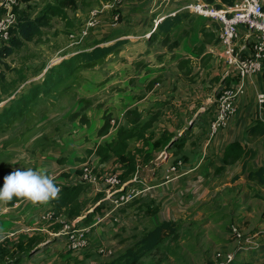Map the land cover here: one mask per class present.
<instances>
[{
  "label": "rangeland",
  "instance_id": "obj_1",
  "mask_svg": "<svg viewBox=\"0 0 264 264\" xmlns=\"http://www.w3.org/2000/svg\"><path fill=\"white\" fill-rule=\"evenodd\" d=\"M107 1L108 0H81L80 9L78 11H72L63 7L66 17H55L50 26L43 28L42 34L35 41L27 43L23 49L18 50L13 57L7 60L12 69L6 73L7 83H11L12 81H15V83L19 82L14 95L16 100L20 99L24 93L32 91L36 85H44L45 70L40 75L33 76L32 71L35 68L46 67V69H55L62 60L70 59L72 56L82 51L96 47L98 42L115 29H123L126 31V34L137 37L138 30L134 28L143 23L149 28V23L155 18L153 14L157 12L156 10L160 5V3L155 5L151 0L141 5L144 9L134 8L137 7V4L136 2L131 4L134 0H130L128 4L123 6V11L118 12L120 16L122 15L121 17L123 20L120 21L119 17L117 25L114 24L116 21L112 13H108L107 16L109 18L107 21L113 20L112 27L107 24L103 26L101 30L100 28L97 29L99 32L98 34L96 33V38L91 39L92 36H90L80 45L73 44V41L77 39L73 40L70 37L71 34H75L79 31L90 10L106 4ZM5 2L6 0H0V6ZM31 3L32 6L37 5L36 7L38 9L44 8L45 5L62 7L60 0H32ZM26 7L27 5L22 3L21 9ZM146 11L151 12L146 13ZM141 14L147 15L141 16ZM162 16L163 15H160L158 18ZM204 19L206 20L207 18ZM204 19L194 16L193 28L196 31L201 30L202 26L205 24ZM142 27H144V25H142ZM239 31L244 35L245 30L243 27H240ZM96 34L94 33L92 35L94 36ZM175 35H181L179 30L175 32ZM127 38H129L130 42L118 52L119 54L116 52L110 55L104 62L93 69L78 71L74 76L56 84L53 90L52 88H49V90H40L43 95L46 92L47 96L43 98L39 95L40 99L36 106L34 108L32 106L30 107L31 110L33 109V113L32 111L30 112V114H32H29L30 116L28 119L32 122L35 121L37 127L43 124V126H50L53 125L52 120L64 114L65 117L56 120L57 123L55 127L50 128V130L60 126L61 131H65V134L72 137L71 139L74 138L75 142L71 144L73 147H66V149L73 148V150L75 149L78 151L75 160L79 167L89 164L94 169L95 173L102 178L111 173L120 175L131 165L136 169L135 173L137 174V179L144 183V179L147 181L149 180L148 173L155 168L153 167L156 165L155 163L162 162L165 156L161 155L160 160H156L154 164L147 163L149 166L145 167V165H147L146 162L149 159H156L158 153H153L154 142L151 140V134L153 132H151L149 123L144 122L142 126V129L146 132L148 137L142 136L141 138H137L139 132H135L133 129V127H135L133 122L138 119L136 115H134L135 111H137L139 117H142L144 121L148 120L155 112H159L160 115L166 113V116L175 117L177 113L175 110L181 106L180 103H183L182 107H187L190 97L189 92L185 93L184 90L194 85L195 79L198 85L201 84V86H204L202 80H205L206 84L204 86L205 89L203 87V92L209 97L213 95L212 98H214L223 85L221 74L215 77V67H218L220 73L224 69V65L221 58V61L219 58L208 59V57H215V54L207 56L208 64L215 60L217 61L212 67L211 64L209 66L204 65L207 60L203 62L200 59L194 58L192 59L194 67L193 72L187 75L185 72L187 68L182 67V69L177 67V65L170 66V62L166 61V59L170 60L169 54H166L165 57L160 59L161 62L164 61L166 64L164 68L166 69L165 72L156 73L151 79H147L146 75H144L146 73L145 71L135 73L136 70H142L139 63L133 64L140 59L138 58L133 61L132 57L139 52L140 46L137 44L139 39H133V36H127ZM116 41L117 40H112L108 43L100 44L99 46H108ZM174 41L175 40L171 38L168 43H162L160 39H157V43H159L157 45L163 44L168 45L169 48H175L178 46L179 42L176 45ZM150 51L154 59L153 62L152 59L150 60L151 63L149 65L157 67L156 64L158 62L155 60V57L158 56L153 50V47ZM152 72H154V69H152ZM60 76L61 75H59V77ZM22 77H25L27 81L20 84V82H22ZM156 78L158 79L157 82H159L156 83L160 84L159 87H157L158 89L161 91L162 89L168 91L169 88L170 93L168 102H165L166 100L164 101L165 94L163 92L161 97H156L159 102L152 104L148 100L142 104V108H135L131 100L134 98L135 93H139L137 88L140 87V85H144L142 87L146 88L148 83H151V85L154 84L153 80ZM198 85L194 87V90L197 89ZM181 86H184V90L180 92ZM7 102L0 104V112L10 104V102ZM190 107H192V105L188 106V108ZM140 111H142L141 114ZM78 113L79 115L76 116ZM31 118L34 119L32 120ZM166 119H168V117L162 116L161 121L164 122ZM106 121L109 123V128L104 133H100ZM137 127L140 128L141 124L139 123ZM200 127L205 129V134L210 137L209 129L204 122H201ZM156 128H162V124L158 123ZM15 130H9L6 135L15 139L18 138L20 135L16 133ZM81 132L87 133L88 137L84 136ZM41 133L42 132H39V130L35 128L32 129L27 134V137L31 138L28 141H32L38 136H41ZM215 139L217 138L215 137ZM45 142L48 143V138H43L40 142H34L30 149H40L39 143L44 144ZM186 142L187 138L184 137L183 143L185 144ZM50 148L51 147H47L46 149L39 150L42 158L51 154V152L54 153L52 148ZM53 149H57V147ZM4 150L5 149H1V152L3 153ZM175 150L178 154L179 149ZM57 152L58 151H56V153ZM2 153H0V158L3 159L5 156ZM67 156H69V158H74L75 153L68 152ZM159 156L160 155H158V157ZM32 160L34 161V159ZM4 162L5 163L1 165L8 164V158H5ZM134 175L130 176L126 182L133 180ZM131 185L137 187L141 186L140 183H133ZM84 187L87 191L83 193L89 194L86 196L87 198L81 201L83 208H86L84 211L86 215V212L92 209L101 199H104L106 194L105 192H96L93 187L88 184ZM100 195L103 196L100 198ZM102 205H104V215L115 208V205L110 199L105 201ZM216 208L217 205L215 204V211ZM49 211L52 212L54 210L46 209L44 213ZM95 211L96 209L91 211L88 215L95 213ZM220 216H218V214L215 216V224L213 223L212 225L211 221L205 223H202L203 221L201 223L197 222V224L193 226L182 223L178 226L179 230L175 236L168 237L156 250L145 254L138 264H221L222 261L217 257V254L223 253L222 251H225V253L229 251L234 256L235 261L239 259L241 255H246L249 251H252L243 250L244 252L242 253V250H239V244L235 249L232 248L234 243L231 238L233 235L231 233V237L230 232L226 230L229 220H221ZM77 221L78 219L76 218L72 222L77 224ZM111 223H114L113 219L107 222V224ZM263 224L264 222L261 223L260 227L258 223L252 228L253 231L248 234H254L263 229ZM43 225L50 234L47 232L7 234V236L6 234H0V242L6 238L17 241L22 234L28 235L29 237L39 235L41 241L43 240L44 246L39 244L37 253L32 255L33 251H31V256L16 254L14 256L16 259L21 257L17 264H126V258L124 257L126 251L129 248H136V243L142 235V233L137 235L131 234L120 240L118 239V234L114 235L112 232L115 228L114 226L101 237V241L95 245V247L97 246L96 248L88 252L82 251L75 253L67 251L62 239L54 238L55 236L52 234L56 233V231L53 226L50 224ZM243 231L242 233L245 234L246 232L244 231V233ZM57 233H59V231ZM227 240H231V243H228ZM243 244L244 240L241 245ZM98 249H104V252L101 253ZM41 251V257L37 256L36 254Z\"/></svg>",
  "mask_w": 264,
  "mask_h": 264
},
{
  "label": "crops",
  "instance_id": "obj_2",
  "mask_svg": "<svg viewBox=\"0 0 264 264\" xmlns=\"http://www.w3.org/2000/svg\"><path fill=\"white\" fill-rule=\"evenodd\" d=\"M110 1L112 0H108L107 3ZM149 1L151 0H134L131 4L136 2L137 7L134 8L144 9L141 5ZM152 1L155 5H157V3H160V5L156 10L157 12L153 14L155 18L149 23V28H147L145 23L142 24L144 27L139 24L134 28L138 30L137 37L126 33V36L120 37V40H127L128 43L119 51L129 44L130 41L127 36H133V39H139L137 43L138 46H140L139 52L132 57L133 61L140 58L138 62L133 64L139 63L142 70H136L135 73L145 71L146 73L144 75H146L147 79H151L154 74L165 72L166 69L164 68L166 64L164 61L161 62L160 59L165 57L166 54H169L170 60L166 59V61L170 62V66L177 65L179 68H187V71H185L187 75L193 72L194 67L192 59L194 58L200 59L203 62L207 60L204 65L209 66L211 64V67L214 63L216 64L217 61L215 60L208 64V59L219 58L221 61L218 53L220 42L219 26L209 19L205 20L204 17L195 15L184 9L185 6L191 3L206 0ZM129 2L123 3L121 7L118 8V11L122 12L123 6ZM219 4L222 5V7L226 5L223 4L221 0H215V4L212 5L216 7V5ZM185 11L192 14L193 17L196 16L204 19L205 24L202 26L201 30L196 31L193 28L194 20L190 22V26L184 23L171 33V38L179 42L177 47L169 48L168 45H157L159 44L157 40L154 41L151 38L158 24L163 22L167 17L175 16L177 13ZM150 12L151 11H146V13ZM108 13L104 15L103 26L107 24L110 26L112 25V19V21H107L109 18L107 16ZM146 15L147 14H141V16ZM160 15L163 16L158 18ZM118 22L119 21H116L114 24L117 25ZM103 26L100 27V30ZM178 30L181 34L180 36L175 35V32ZM96 31L94 33L98 34L99 31ZM97 34L94 36L91 35V39L96 38L95 36H97ZM152 47L158 56L155 57V60H157L158 63L156 66L159 68L149 65L151 63L150 60L152 59L153 62L154 59L150 51ZM119 51H117V53ZM211 54H215V57H208L207 59V56ZM152 69H154V72H152ZM218 74H221L223 80L225 67L220 73L218 67H215V77L218 76ZM157 80V78L154 79V84L152 85L148 83L146 88L142 87L144 85H140V87L137 88L139 91V93H135L137 98L134 96L131 100L135 108H142V104L148 100L152 104L159 102L156 97H161L163 92L165 94L164 101L166 100L165 102H168L170 93L169 88L168 91L163 89L161 91L157 88L160 85L157 84L159 83ZM202 82L205 86V80H202ZM193 84L194 85L187 87L185 90L184 86L180 87V92L183 90L185 93L189 92L190 99L186 108L184 106L182 107L183 103H180L181 106L175 110L177 111L175 117L166 116V113L160 115L159 112L152 114L146 121L140 117L141 122L149 123L151 132L154 134V137L152 134L151 137L154 139H158L162 135L167 137L173 135L174 139L186 137L187 142L180 148L178 154L175 148L170 151L165 149L157 154V158L151 161V164H154L156 160H160L161 155L165 157L162 162L155 163L156 165L153 166L155 168L148 173L149 180L147 181L144 179L145 185L140 184L141 189H143L141 195L129 204L115 206V208L109 212V214L112 215L110 219H113L114 223L107 224L110 219H106L101 224L94 227L90 237V240H92L91 249L96 248L97 246L95 247V245L101 241V237L114 226L115 228L112 232L114 235L118 234V239L122 240L131 234L144 233L146 229L160 225L163 222L172 221L176 222L178 225L183 223L188 226H193L196 225L197 222L201 223L203 221L202 223H205L211 221L212 225L213 223L215 224V216H217V214L220 216L221 214V220H229L226 230L230 232V236L232 237L230 227L236 224L242 231L244 229L246 232L243 231L245 233L244 244L246 246H252V249H250L252 251L248 250L249 252L246 255H241L239 259H236V261L231 264H264V233H262L264 224L262 225L263 229L254 234H248L253 231L252 228H254L255 225L259 223L260 226L261 223L264 222V173L263 178L260 176H249L251 172L264 169V137L254 140L247 134L248 126L255 120L260 119L264 121V106L260 105L258 102L259 93H264V70L261 74L248 79L246 93L238 100L236 116L229 123L227 128L216 136L217 139L210 138L205 134V129L200 127L201 122H204L209 129L211 118L215 111L217 93L214 98H212L213 95L209 97L203 92L204 86H201V84L198 85L196 79ZM196 85H198L197 89L194 90ZM189 105H192V107L188 108ZM141 112L142 111H140V114ZM162 116L168 117V119L162 122ZM64 117L65 115L62 114L61 117L55 118L52 120L53 125L50 126H43V124V127H37L36 125L35 129L42 133L41 136H38L32 141H28L31 138L27 137V134L22 136L23 132L20 131H22L21 129L23 126L16 128V130L14 129L16 133L20 135L16 139L6 134L3 135V137L0 136V153H2L1 149H5L2 154L5 158H8L9 161L8 164L1 165L5 163V158H0V188L3 187L4 178L13 171H23L28 168H32L33 170H47V174L54 178L55 184L62 187H70L79 182L77 171L81 166L79 167L75 160L78 151L75 149L73 150V148L66 149V147L72 146L71 144L75 142L74 138L71 139L72 137L65 134V131L61 132V130L57 131L56 129L50 130V128L55 127L57 123L56 120L63 119ZM158 123L162 124V128H156ZM81 133L87 136V133ZM144 136L148 137L146 133ZM43 138H48V143H39L40 149H30L34 142H40ZM235 142L247 146L254 154L246 160L242 158L232 165L225 166L223 158L226 148ZM47 147H51L54 153L51 152V154L42 158L39 150L46 149ZM56 147L57 149H53ZM56 151L58 152L56 153ZM68 152L75 153L74 158H69V156H67ZM158 155L160 156L158 157ZM32 159H34V161ZM177 159H182L180 161L182 165L178 168V172L173 174V180L166 182L165 177L170 173V168ZM148 166V164L145 165V167ZM221 167H225V169L219 171ZM88 195L89 194L85 193L80 195L75 199L76 204L80 205L81 201L87 198L86 196ZM59 198L61 199L62 197L58 196L57 199L50 201L48 204L35 206L31 203L17 201L16 199H13V201L8 204H0V234H6L7 236V234L11 235L28 232L49 233L40 222L41 215L46 209L56 210ZM72 200L73 198L68 199L66 203H69V205L73 204L75 200ZM107 200L106 197L101 199L92 209L86 212V215L84 212L86 208H82L80 210L81 216L77 218L79 224L91 211L95 210ZM215 204L217 205L216 211ZM60 205L63 206L62 211H65L67 208L65 202L60 203ZM149 209L155 212L150 215L146 214V211ZM54 238L62 239L64 247L67 249L64 237ZM231 239L234 243L232 248L235 249L239 243L234 237ZM230 241L227 240L228 243ZM40 245L44 246V243ZM67 251L69 250L67 249ZM222 252L223 253L220 254L224 257L231 254L229 251L227 253H225V251ZM243 252L244 251H242V253ZM41 253L42 251L36 255L40 256ZM224 260L225 258L221 259V261Z\"/></svg>",
  "mask_w": 264,
  "mask_h": 264
},
{
  "label": "trees",
  "instance_id": "obj_3",
  "mask_svg": "<svg viewBox=\"0 0 264 264\" xmlns=\"http://www.w3.org/2000/svg\"><path fill=\"white\" fill-rule=\"evenodd\" d=\"M32 0H24L23 4H26L27 7L21 9L20 7H15L14 12L17 14V22L15 25L10 29V38L8 41H1L0 40V104L3 102H10V104L0 112V136L5 135L9 130L16 129L18 127H22L23 135L28 134L32 129L36 127L35 121L29 120V116L33 113V109L31 110L30 107L33 108L36 106L37 102L39 101L40 97L47 96L45 92L44 95L41 93L40 90H52L55 88L56 84L61 81H65L67 78L74 76L78 71L89 70L95 68L100 63L104 62L110 55L119 51L126 43L127 40H120L121 36L125 35V31L121 29H115L111 31L109 35L104 37L100 42L97 43L96 47H92V49H88L86 51H82L70 59L62 60L58 67L53 69L46 67H38L32 71L33 76L40 75L44 70V85L38 84L32 91H28V93H24L20 99H15V91L18 88L17 83L12 81L11 83H7L6 73L11 71V66L8 63V59L13 57L18 50L23 49L27 43L35 41L41 34L43 28L50 26L52 20L55 17H66V13L63 7L68 8L72 11H78L80 9L81 0H60L61 6H51L45 5L44 8L38 9L36 6H32ZM236 0H221L223 4L226 5H233ZM209 4H215V0H206ZM217 8H222V5H216ZM119 12V11H117ZM111 14V13H110ZM66 19V18H65ZM123 18L120 16V21ZM194 20V17L189 12H179L175 16H170L164 19L163 22L158 24L155 32L152 34V40L160 39L162 43H168L171 40V33L179 26L184 23L189 24ZM84 24V22H83ZM82 27V26H81ZM80 30V29H79ZM94 34V31L91 32L89 37ZM126 36V35H125ZM88 37V38H89ZM86 38L85 40H87ZM112 40H117L116 42L108 45V46H99L103 43H108ZM96 43V41H95ZM177 45L178 41H174ZM84 46V45H82ZM81 47V46H80ZM66 55V54H64ZM58 75V76H57ZM59 75H61L59 77ZM22 82H26V78L22 77ZM228 84L230 83L229 79H226ZM14 97V98H13ZM11 99V100H10ZM16 100V101H15ZM7 102V103H8ZM12 102V103H11ZM22 102V103H21ZM32 113L30 114V112ZM134 113V111H133ZM30 114V115H29ZM79 115L76 114V116ZM134 115L138 118L134 120L135 127H133L134 131H138L137 138H141L146 133L142 126L144 125L143 122L140 121V117L135 111ZM77 118V117H76ZM32 119V118H31ZM34 119V118H33ZM32 119V120H33ZM212 120V118H211ZM141 124V127L138 128L137 125ZM18 126V127H16ZM16 127V128H15ZM109 128V123L106 121L103 127L100 130V133H104ZM25 130V131H24ZM56 130H61L60 126L56 127ZM63 132V131H61ZM247 134L250 138L254 140H258L264 137V121L263 120H255L250 126L247 128ZM154 134L152 133V136ZM153 140V153H159L167 150L172 149H179L184 146V138L179 137L177 139L173 138V135L169 137L162 135L158 139L151 138ZM107 149V148H102ZM254 152L250 150L247 146H243L239 142H235L230 144L224 153V165L229 166L234 164L237 160L244 158L245 160L252 156ZM154 159H149L146 164L150 163ZM182 159H177L174 162V165H177ZM225 169V167L219 168L220 170ZM136 172L134 166H129L126 171L120 174V179L123 182L133 176ZM81 173L80 169L77 171L79 175ZM264 169H260L257 172H251L250 177L260 176L263 178ZM136 174V173H135ZM77 175V176H78ZM73 184V183H71ZM87 183L78 182L75 185L70 187H62L57 185L60 188L59 196L62 197L57 201L56 210L57 213L64 214L68 220L72 221L79 216H81V209L83 206L80 204H76V198L83 194L85 189V185ZM89 185V184H88ZM100 195L99 197L101 198ZM73 198L75 202L73 204H67L66 201L68 199ZM72 200V201H73ZM99 200V199H97ZM65 202V206L67 207L65 211H62L63 206L60 203ZM103 204V203H102ZM103 209L104 205H100L96 208L95 213L88 215L82 222L78 225L80 228L84 227H91V232L89 234V238L93 233L95 222L99 217H103ZM155 211L149 209L146 211V214H153ZM108 217L107 219H110ZM106 220V219H105ZM104 220V221H105ZM114 222V221H113ZM101 224V223H100ZM99 225V224H98ZM179 225L176 222H163L160 225L155 227L146 229L144 233H142L141 237L137 241L136 248H129L124 257L126 258V264H138L142 257L154 250H156L159 246H161L164 241L171 236H175L178 233ZM61 228V225L54 226V230L58 231ZM137 235V234H135ZM91 241L89 247L84 251L91 250ZM43 240L39 238V235L36 236H28L22 234L17 241H12L9 238H6L2 242H0V264H17L20 258H15L16 254L21 255H30L31 251L37 250L39 244H42ZM12 246V247H11ZM99 250V249H98ZM83 251V252H84ZM71 252V251H69ZM31 256V255H30ZM16 259V260H15ZM15 260V261H14ZM231 264V263H230Z\"/></svg>",
  "mask_w": 264,
  "mask_h": 264
},
{
  "label": "built area",
  "instance_id": "obj_4",
  "mask_svg": "<svg viewBox=\"0 0 264 264\" xmlns=\"http://www.w3.org/2000/svg\"><path fill=\"white\" fill-rule=\"evenodd\" d=\"M24 0H6L0 6V40L8 41L10 38V29L17 22V14L14 12L15 7H20ZM130 0H112L98 8L90 10L84 24L75 34H71V38L77 39L73 44L80 45L89 37L92 31H96L104 24V15L108 12L112 13L115 21H118L120 15L118 8L125 2ZM190 13L202 16L211 20L219 26V47L218 53L225 67L223 77V85L216 95L215 111L209 126V135L215 138L221 131L227 128L229 123L237 114L238 100L246 93L248 79L259 75L264 70V1L263 0H236L233 5H225L217 8L206 2H195L184 7ZM244 28V35L239 28ZM230 78V83L226 79ZM258 102L264 106V93H259ZM182 165L178 162L170 168V173L166 175L165 181L173 180V174L178 172V168ZM81 173L78 175V181L87 183L96 192H105L106 198L110 199L115 206H121L133 202L138 198L143 189L131 185L142 181L134 179L123 182L119 174L111 173L104 177H99L94 169L85 164L80 168ZM60 189V188H59ZM111 214L99 217L95 225L102 223ZM73 221V220H72ZM64 214L55 211L46 212L41 216L40 222L50 224L51 226L61 225V228L53 233L55 237H64L66 247L71 252H82L90 245L89 234L91 227H78ZM233 237L239 242V250L248 251L252 246L241 245L244 240V234L238 225L233 224L230 227ZM264 233V230L263 232ZM245 242V240H244ZM247 242V241H246ZM249 243V242H248ZM101 253L104 249L99 250ZM241 252V251H240ZM220 259L225 258L221 264H230L234 260L232 254L224 257L217 254Z\"/></svg>",
  "mask_w": 264,
  "mask_h": 264
},
{
  "label": "clouds",
  "instance_id": "obj_5",
  "mask_svg": "<svg viewBox=\"0 0 264 264\" xmlns=\"http://www.w3.org/2000/svg\"><path fill=\"white\" fill-rule=\"evenodd\" d=\"M59 187L47 170H15L4 178L0 188V204H8L16 199L32 205L48 204L58 198Z\"/></svg>",
  "mask_w": 264,
  "mask_h": 264
},
{
  "label": "water",
  "instance_id": "obj_6",
  "mask_svg": "<svg viewBox=\"0 0 264 264\" xmlns=\"http://www.w3.org/2000/svg\"><path fill=\"white\" fill-rule=\"evenodd\" d=\"M37 252H38L37 250H34V251L32 252V255L35 254V253H37Z\"/></svg>",
  "mask_w": 264,
  "mask_h": 264
}]
</instances>
